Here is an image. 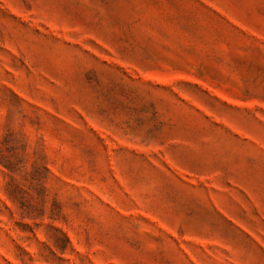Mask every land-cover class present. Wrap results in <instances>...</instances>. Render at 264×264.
I'll use <instances>...</instances> for the list:
<instances>
[{
  "label": "rangeland",
  "instance_id": "1",
  "mask_svg": "<svg viewBox=\"0 0 264 264\" xmlns=\"http://www.w3.org/2000/svg\"><path fill=\"white\" fill-rule=\"evenodd\" d=\"M0 264H264V0H0Z\"/></svg>",
  "mask_w": 264,
  "mask_h": 264
}]
</instances>
